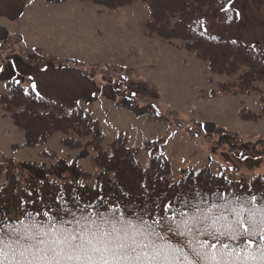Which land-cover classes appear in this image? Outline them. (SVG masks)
Segmentation results:
<instances>
[{
    "label": "rangeland",
    "instance_id": "obj_1",
    "mask_svg": "<svg viewBox=\"0 0 264 264\" xmlns=\"http://www.w3.org/2000/svg\"><path fill=\"white\" fill-rule=\"evenodd\" d=\"M66 3L77 5L70 8L67 22L50 19L41 24L45 13L37 8L40 4L0 1V96H8L9 81L31 88L35 84L39 96L90 114L98 121L104 144L123 134L127 145L139 150L137 161L143 168L154 155L164 156L170 182L179 181L183 171L204 168L248 183L264 175V119H242V112L262 114L264 84L243 95L222 90L221 85L236 78L210 74L207 64L187 52L181 41L145 34L148 8L143 0L118 12H94L83 6L92 4L76 0ZM230 7L238 10V23L224 27L210 15L207 21L216 22L211 33L257 44L264 57V0H234ZM59 26L66 27L61 34ZM129 104L143 114L132 112ZM61 140L55 133L45 144L25 148L22 131L0 110V166L5 160L49 163L44 153L53 152L55 159L95 174L92 151L67 150ZM160 140L157 151L145 150L148 142Z\"/></svg>",
    "mask_w": 264,
    "mask_h": 264
},
{
    "label": "trees",
    "instance_id": "obj_2",
    "mask_svg": "<svg viewBox=\"0 0 264 264\" xmlns=\"http://www.w3.org/2000/svg\"><path fill=\"white\" fill-rule=\"evenodd\" d=\"M43 1L56 4L63 0ZM80 1L118 10L136 0ZM232 1L145 0L149 17L144 28L148 35L165 41L183 42L187 51L207 63L211 73L234 76L233 83L221 85V89L228 94L243 95L257 89L258 83L264 84L262 52L256 45L246 47L238 40L215 37L204 27L210 15L220 24L235 23V12L230 7ZM7 89L8 96H0L1 112L22 131L23 147L43 145L53 134L59 133L63 148L92 151L96 173L91 175L76 169L74 162L55 159L53 152L44 153L49 163L7 160L0 166V219L15 221L21 217L22 210L33 211L49 206L76 208L77 202L80 206L98 204V196L108 204L155 211L156 205L169 201L180 207L178 201L193 190L213 193L220 189L240 195L264 193V177H255L249 183L231 181L222 175L212 174L207 168L196 173L183 171L179 181L170 182V166L161 154L154 155L148 167L143 168L137 161L139 150L129 147L123 134L104 144L98 121L82 109L67 110L55 100L37 96L21 83L9 82ZM127 108L138 115L135 107ZM260 118L264 119V100L261 115L242 112L243 120L257 121ZM161 142L147 143L145 149L155 152L161 147Z\"/></svg>",
    "mask_w": 264,
    "mask_h": 264
},
{
    "label": "snow or ice",
    "instance_id": "obj_3",
    "mask_svg": "<svg viewBox=\"0 0 264 264\" xmlns=\"http://www.w3.org/2000/svg\"><path fill=\"white\" fill-rule=\"evenodd\" d=\"M97 200L0 219V264H264V193L193 190L155 211Z\"/></svg>",
    "mask_w": 264,
    "mask_h": 264
},
{
    "label": "crops",
    "instance_id": "obj_4",
    "mask_svg": "<svg viewBox=\"0 0 264 264\" xmlns=\"http://www.w3.org/2000/svg\"><path fill=\"white\" fill-rule=\"evenodd\" d=\"M0 1H4V0H0ZM26 1L27 0H18V5L19 6L24 5V7H25L27 4H29V2H26ZM66 2H68V1H66ZM66 2L60 3L58 5H42V4H40L39 5L40 7H37V8L41 9L45 13L44 20L41 22V24H47L50 19H54V20H56V22H61V23L67 22V16H68V13L70 11V8L76 7L77 5H72L71 4L72 2L71 3H66ZM83 6L88 7V8H93L94 12L100 10V9H98L100 7H95L94 5H83ZM126 8H128V7H126ZM119 10H122V9L114 10V12H118ZM106 11H108V10H106ZM52 13L54 15H51ZM65 28H66L65 26H59L57 28L58 34H61L62 31L65 30ZM7 38H8V35L6 34V37L4 39H2L4 41V43L7 42ZM20 40L23 42V39H20Z\"/></svg>",
    "mask_w": 264,
    "mask_h": 264
}]
</instances>
